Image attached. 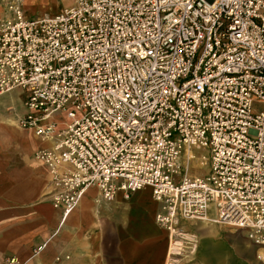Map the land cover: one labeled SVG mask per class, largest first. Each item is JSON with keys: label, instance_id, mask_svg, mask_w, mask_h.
I'll list each match as a JSON object with an SVG mask.
<instances>
[{"label": "built area", "instance_id": "2783aa9c", "mask_svg": "<svg viewBox=\"0 0 264 264\" xmlns=\"http://www.w3.org/2000/svg\"><path fill=\"white\" fill-rule=\"evenodd\" d=\"M24 1L0 0V98L21 91L18 128L51 143L34 157L62 222L90 188L149 189L169 235L214 213L264 264V0H72L32 18Z\"/></svg>", "mask_w": 264, "mask_h": 264}, {"label": "crops", "instance_id": "0c3cea01", "mask_svg": "<svg viewBox=\"0 0 264 264\" xmlns=\"http://www.w3.org/2000/svg\"><path fill=\"white\" fill-rule=\"evenodd\" d=\"M22 99L19 90L0 98V264H53L57 256L61 264H261L257 247L239 230L184 222L169 235L155 222L158 205L149 189L105 202L90 188L62 222L50 175L34 157L51 143L5 114L17 106L22 116Z\"/></svg>", "mask_w": 264, "mask_h": 264}, {"label": "rangeland", "instance_id": "374dc122", "mask_svg": "<svg viewBox=\"0 0 264 264\" xmlns=\"http://www.w3.org/2000/svg\"><path fill=\"white\" fill-rule=\"evenodd\" d=\"M71 4L72 0H26L23 4V10L27 18H32L44 15H53L60 11L62 8L67 7ZM1 12V14H3V11ZM8 99L9 98H6V100ZM5 114L10 115L14 117L15 120H17L21 114V111L19 108H17V106H11L7 109V112H5ZM193 153H195V155H199V151H194ZM206 170L207 169L205 167H200L198 165L197 160L191 162L190 173L192 175L201 176L206 172ZM149 194L150 193L146 192V195L149 196Z\"/></svg>", "mask_w": 264, "mask_h": 264}, {"label": "bare ground", "instance_id": "6f19581e", "mask_svg": "<svg viewBox=\"0 0 264 264\" xmlns=\"http://www.w3.org/2000/svg\"><path fill=\"white\" fill-rule=\"evenodd\" d=\"M203 222H210V223H215V224H219L220 223L219 218L217 216H215L214 213L213 214L211 213L209 218L207 220L203 221Z\"/></svg>", "mask_w": 264, "mask_h": 264}]
</instances>
